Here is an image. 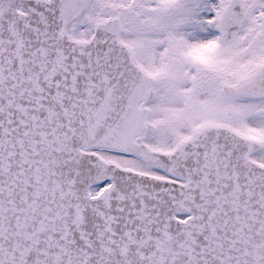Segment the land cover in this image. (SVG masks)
Returning <instances> with one entry per match:
<instances>
[{"label":"snow or ice","instance_id":"6c2138e0","mask_svg":"<svg viewBox=\"0 0 264 264\" xmlns=\"http://www.w3.org/2000/svg\"><path fill=\"white\" fill-rule=\"evenodd\" d=\"M0 264H264V0H0Z\"/></svg>","mask_w":264,"mask_h":264}]
</instances>
